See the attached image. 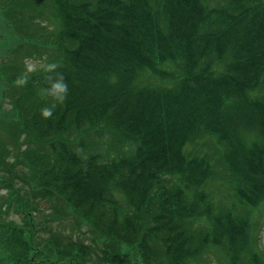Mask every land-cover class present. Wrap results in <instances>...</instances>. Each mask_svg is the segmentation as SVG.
I'll use <instances>...</instances> for the list:
<instances>
[{"label": "trees", "instance_id": "1", "mask_svg": "<svg viewBox=\"0 0 264 264\" xmlns=\"http://www.w3.org/2000/svg\"><path fill=\"white\" fill-rule=\"evenodd\" d=\"M0 14L23 40L0 63V264H264L248 216L206 190L264 202V0H1ZM26 57L58 67L21 85ZM57 73L67 97L44 117ZM90 237L124 253L101 259Z\"/></svg>", "mask_w": 264, "mask_h": 264}, {"label": "rangeland", "instance_id": "2", "mask_svg": "<svg viewBox=\"0 0 264 264\" xmlns=\"http://www.w3.org/2000/svg\"><path fill=\"white\" fill-rule=\"evenodd\" d=\"M1 2V0H0ZM46 9V8H45ZM48 14V13H47ZM46 15V14H45ZM44 15V18H45ZM42 21V20H41ZM8 23V22H7ZM38 26L42 27V25L40 23H37ZM48 28L50 30H53L50 25H47ZM31 29L34 30V26L31 25ZM9 31V32H8ZM10 28L8 26V24H6L3 21V17L0 14V63L6 61L9 62V56H6V50L10 49L11 47H14L15 45L17 46L19 43H22L23 40L20 39H16L14 36H12L10 34ZM36 59V58H34ZM36 60H41V58H37ZM1 88V85H0ZM0 93H1V89H0ZM2 107L5 110L10 109V105L8 104H2L0 102V113L2 114L3 112L1 111ZM1 131L3 130L2 126H0ZM2 133L4 134L3 136H6L7 133L2 131ZM206 142V141H205ZM210 144L211 146H213L212 141H207L206 145ZM97 148H102L105 149V146L100 143L96 145ZM196 146L192 147V150H197L195 149ZM214 149V150H213ZM213 149L211 148V154L212 155H216L214 154L215 148L213 147ZM108 154L107 156H112L114 153L111 150L107 151ZM4 169V168H3ZM1 168H0V173H1ZM206 190L208 191L209 189L212 191V197H213V209L216 210H220L223 209L224 207H228L231 208V210L234 212V214H236L237 216H248V218L250 219L251 222V227H250V233L248 236V239L251 241V250L249 252H259L262 254L263 257H261L263 259L264 262V202L262 205H259L256 208H248L246 205L236 202L232 196V193L229 189V187L227 185H223V184H218V182H210L209 185H206ZM205 189V187H204ZM36 218V217H35ZM62 222L60 221H56L55 223H53V226H57L59 224H61ZM62 226V225H61ZM59 227L57 230L60 232L61 230H63V227ZM196 228V226H195ZM90 239L92 240V242L94 243V245H100L101 251L99 250L98 252L101 254V259H106L109 257L110 255L115 256L116 254H121L124 253V245L123 244H119L121 242L117 241V242H112V240H102V239H97L96 237H90ZM105 250V252L103 251ZM248 256V253L246 254ZM117 256V255H116ZM140 257V256H139ZM206 260V264H217L216 261L214 260Z\"/></svg>", "mask_w": 264, "mask_h": 264}, {"label": "clouds", "instance_id": "3", "mask_svg": "<svg viewBox=\"0 0 264 264\" xmlns=\"http://www.w3.org/2000/svg\"><path fill=\"white\" fill-rule=\"evenodd\" d=\"M46 57L41 60L33 59L32 57L25 58V72L22 74L18 80V84H25L29 79V74L36 72L40 69H44L47 72H52L56 70L58 65L55 62L45 63ZM48 87L45 89L46 94L51 97L52 106L44 107L41 110V114L44 117H50L54 111L55 105L57 103H62L65 101L68 93V83L62 73H57V78L54 80H48Z\"/></svg>", "mask_w": 264, "mask_h": 264}]
</instances>
